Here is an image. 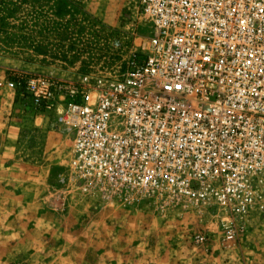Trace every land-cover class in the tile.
Instances as JSON below:
<instances>
[{"label": "built area", "instance_id": "1", "mask_svg": "<svg viewBox=\"0 0 264 264\" xmlns=\"http://www.w3.org/2000/svg\"><path fill=\"white\" fill-rule=\"evenodd\" d=\"M138 9L151 34L120 73L19 71L7 85L72 135L84 190L194 207L236 246L264 219V0H138Z\"/></svg>", "mask_w": 264, "mask_h": 264}, {"label": "rangeland", "instance_id": "2", "mask_svg": "<svg viewBox=\"0 0 264 264\" xmlns=\"http://www.w3.org/2000/svg\"><path fill=\"white\" fill-rule=\"evenodd\" d=\"M149 34L138 0H0V114L7 111L8 121L20 127L15 138L0 139L7 154L0 161V264H47V258L29 255L37 240V246L50 247L41 241L44 235L82 242L68 241L71 250L112 249L120 263L123 254L129 264H146L139 253H151L155 260L152 253L173 251L176 264H264L263 218L253 222L238 245L228 247L219 241L216 220L194 207L152 194L127 198L84 190L72 166V135L56 126L53 112L36 119L42 112L7 85L19 71L62 77L118 74ZM48 173L52 187L41 178ZM27 186L71 190L68 211L54 206L47 211L50 219L65 212L69 219H54L37 230L10 223L14 213L7 209L21 207L17 194ZM16 230L21 240L4 237ZM199 233L203 241H196Z\"/></svg>", "mask_w": 264, "mask_h": 264}, {"label": "crops", "instance_id": "3", "mask_svg": "<svg viewBox=\"0 0 264 264\" xmlns=\"http://www.w3.org/2000/svg\"><path fill=\"white\" fill-rule=\"evenodd\" d=\"M13 102V101H12ZM11 108V107H10ZM0 114V139L2 138L3 141L9 138H15L14 133L19 132L20 127L17 126V123H11L8 121V112L6 111L1 112ZM10 114V113H9ZM46 113H36V119H45ZM4 129L7 131L3 133ZM18 134V133H17ZM9 140V139H8ZM4 156H7L6 151L0 149V161L6 160ZM52 175V174H51ZM50 173L44 175L41 178H45L44 182L48 185H54L50 182L53 177ZM57 179V177H54ZM52 187V186H51ZM27 190L28 193H27ZM69 192V193H68ZM72 191L65 188H59L57 191H52L50 187L40 188V187H29L23 189L22 192L17 194L18 198H22L23 203L21 207L10 206L7 210L12 211L14 215L8 218L10 223L20 228L22 225L24 226H31L33 227L31 230L41 229V226H50L52 224V220L58 219L61 221H67L69 219V215H66V212L63 213L62 216L56 217L53 216L52 219L49 217V210H51V206L58 208L59 210L65 209L68 211V207L72 205L71 202V193ZM30 196V198L28 197ZM54 197H57V200H54ZM66 219V220H65ZM4 237L7 240L13 239L14 241L21 240L22 234L19 230L15 232H8L4 234ZM97 238V237H95ZM93 238V242L95 241ZM41 241L50 247H41L39 245L38 240L33 243L32 249L29 253L30 256L33 257H44L47 258V264H97L99 262H104L106 264H129L128 261L126 262V258L128 257L126 254L121 255L119 258H123L122 262L116 261V252L112 251V249H107L105 251L99 250H90L87 247H84L83 250L76 251L71 250L70 248L66 247V243L68 241L79 243L82 246V242L77 239L69 240L66 237L61 240V236L58 239L49 237L47 235L43 236ZM38 242V243H37ZM86 246V245H85ZM149 254L151 253H139L138 257H142L147 261L146 264H153L149 261H155L154 264H176V258L173 251L169 252H162L157 251L155 254L152 253V256L155 257L149 258ZM197 255L189 257L190 259L196 258ZM129 258V257H128ZM149 259V261H148ZM196 260V259H195ZM187 264V263H186Z\"/></svg>", "mask_w": 264, "mask_h": 264}]
</instances>
